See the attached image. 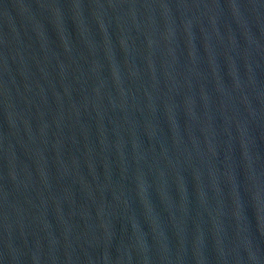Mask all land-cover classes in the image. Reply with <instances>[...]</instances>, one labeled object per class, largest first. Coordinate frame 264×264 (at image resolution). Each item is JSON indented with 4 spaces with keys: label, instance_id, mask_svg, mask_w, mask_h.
<instances>
[{
    "label": "water",
    "instance_id": "1",
    "mask_svg": "<svg viewBox=\"0 0 264 264\" xmlns=\"http://www.w3.org/2000/svg\"><path fill=\"white\" fill-rule=\"evenodd\" d=\"M0 264H264V0H0Z\"/></svg>",
    "mask_w": 264,
    "mask_h": 264
}]
</instances>
